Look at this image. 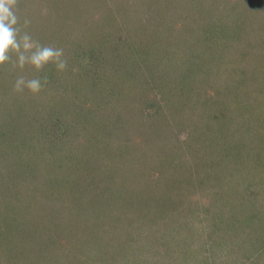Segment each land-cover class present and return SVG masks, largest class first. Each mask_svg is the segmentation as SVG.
Segmentation results:
<instances>
[{
	"label": "rangeland",
	"instance_id": "1",
	"mask_svg": "<svg viewBox=\"0 0 264 264\" xmlns=\"http://www.w3.org/2000/svg\"><path fill=\"white\" fill-rule=\"evenodd\" d=\"M19 15L68 68L0 69V264H264V0Z\"/></svg>",
	"mask_w": 264,
	"mask_h": 264
},
{
	"label": "clouds",
	"instance_id": "2",
	"mask_svg": "<svg viewBox=\"0 0 264 264\" xmlns=\"http://www.w3.org/2000/svg\"><path fill=\"white\" fill-rule=\"evenodd\" d=\"M31 19L19 15V0H0V69L6 66L16 75L13 91L23 93L25 90L31 95H38L42 90L41 77L39 75L27 76L26 68H31L39 74L49 65L57 72H65L68 68V60L63 48L41 44L35 40L28 29ZM78 71L77 68L72 69ZM47 83V77L43 78ZM185 134L180 136L184 139Z\"/></svg>",
	"mask_w": 264,
	"mask_h": 264
},
{
	"label": "trees",
	"instance_id": "3",
	"mask_svg": "<svg viewBox=\"0 0 264 264\" xmlns=\"http://www.w3.org/2000/svg\"><path fill=\"white\" fill-rule=\"evenodd\" d=\"M90 217V216H89Z\"/></svg>",
	"mask_w": 264,
	"mask_h": 264
}]
</instances>
